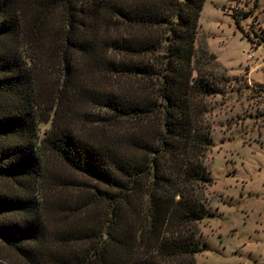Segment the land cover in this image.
I'll list each match as a JSON object with an SVG mask.
<instances>
[{
	"label": "trees",
	"instance_id": "1",
	"mask_svg": "<svg viewBox=\"0 0 264 264\" xmlns=\"http://www.w3.org/2000/svg\"><path fill=\"white\" fill-rule=\"evenodd\" d=\"M47 1L0 0V264H194L213 182L206 0ZM28 44L39 62L60 48L48 104ZM46 149L80 178L44 180Z\"/></svg>",
	"mask_w": 264,
	"mask_h": 264
},
{
	"label": "rangeland",
	"instance_id": "2",
	"mask_svg": "<svg viewBox=\"0 0 264 264\" xmlns=\"http://www.w3.org/2000/svg\"><path fill=\"white\" fill-rule=\"evenodd\" d=\"M44 4L43 11L51 6L47 0ZM200 24L195 75L209 74L216 93L204 98L212 127L205 164L213 182L204 190L209 213L196 223L201 250L194 264H264V0H206ZM57 48L49 61L39 62L45 55L41 59L34 46L23 47L25 56L37 62L46 104L51 86L63 77ZM42 108L41 139L53 127L51 118L43 119V103ZM46 151L44 180L80 178L55 152ZM65 199L70 197L59 199L62 207ZM44 221L49 230L55 228L47 216ZM3 253L10 254L8 249Z\"/></svg>",
	"mask_w": 264,
	"mask_h": 264
}]
</instances>
